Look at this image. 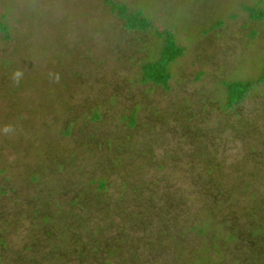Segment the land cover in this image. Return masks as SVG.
<instances>
[{
	"label": "rangeland",
	"instance_id": "1",
	"mask_svg": "<svg viewBox=\"0 0 264 264\" xmlns=\"http://www.w3.org/2000/svg\"><path fill=\"white\" fill-rule=\"evenodd\" d=\"M114 1L0 0V264H264V0Z\"/></svg>",
	"mask_w": 264,
	"mask_h": 264
},
{
	"label": "trees",
	"instance_id": "2",
	"mask_svg": "<svg viewBox=\"0 0 264 264\" xmlns=\"http://www.w3.org/2000/svg\"><path fill=\"white\" fill-rule=\"evenodd\" d=\"M110 7L111 13L124 22L126 29L132 31H148L152 28V21L145 9L132 10L123 2L105 0ZM249 7L245 6V9ZM253 19H264V10H261ZM5 35L10 37V30L5 22L0 23ZM164 38V45L161 48L159 57L155 60L144 62L142 65V80L151 81L157 84L167 85L172 77L170 67L172 63L184 54V47L179 45L175 35L167 30ZM256 83H264V69L256 80H233L224 83L227 91L226 108L230 109L241 103ZM98 118V115L95 116ZM103 185V184H101ZM263 225L259 229H262Z\"/></svg>",
	"mask_w": 264,
	"mask_h": 264
}]
</instances>
